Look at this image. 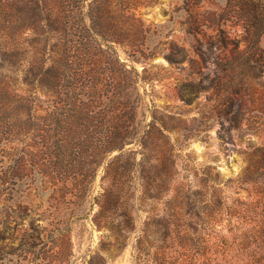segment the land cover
Here are the masks:
<instances>
[{
    "label": "rangeland",
    "instance_id": "1",
    "mask_svg": "<svg viewBox=\"0 0 264 264\" xmlns=\"http://www.w3.org/2000/svg\"><path fill=\"white\" fill-rule=\"evenodd\" d=\"M235 21L227 0H0V264H264V85L228 81L234 42L246 47ZM100 34L140 74L137 114L98 116L92 73L81 96L97 133L122 120L135 138L63 182L41 78L79 60L103 89Z\"/></svg>",
    "mask_w": 264,
    "mask_h": 264
},
{
    "label": "trees",
    "instance_id": "2",
    "mask_svg": "<svg viewBox=\"0 0 264 264\" xmlns=\"http://www.w3.org/2000/svg\"><path fill=\"white\" fill-rule=\"evenodd\" d=\"M227 7L230 16L235 18V24H240L243 28L242 36L246 41V47L241 49L238 40L234 42L233 55L227 60L225 69L229 72V83L235 92H239L244 79H249L260 85H264L262 77L264 76L263 49L260 46L261 37L264 35V0H227ZM101 9V8H100ZM84 13V12H83ZM214 13V11H209ZM87 14L84 13L83 19ZM131 17H134L132 14ZM89 30L95 27L88 26ZM97 32V31H96ZM103 41L108 43V48L100 49V56L106 59V69L108 72V81L103 89L96 84L100 82L101 74L96 69L88 71L87 67L82 66L79 60L74 61L73 65L77 67L70 68L69 73L62 78L54 67H49L42 75V89L46 93H55L54 99H49V108L47 114L42 115L45 121L49 122L50 128L44 136V141L48 145L49 153L53 167L61 175V180L67 181L71 176L73 161L79 160L81 168L89 171L88 178L91 179L97 173L100 160L112 151H123L129 139L135 138L128 131L126 123L121 121L103 122L102 126L107 129V134L97 133L99 124H95L89 115L90 107L93 101H87L81 96L79 79L85 74H91L95 86L93 94L95 102L102 105V109L97 111L98 116H112L120 119L125 114H137L140 102V93L138 92V82L140 74L134 67L128 66V63L122 61L116 47L113 43L123 44V39L115 37L110 39L105 34H100ZM113 38V37H111ZM226 39L223 38L222 44L226 45ZM216 42L210 41L209 49L214 48ZM173 48V47H171ZM159 52L152 50L148 54H143V61L150 59ZM130 59L138 61L142 56L132 57ZM204 59V55H201ZM171 63L182 62L187 59L184 48L179 49L176 54H166ZM190 63L196 61L188 59ZM200 65V62H196ZM106 72V71H105ZM58 73L57 83L54 84L53 78ZM144 79L146 77H143ZM236 79L240 80L237 81ZM147 79H145L146 81ZM98 105V104H96ZM139 143L145 145V141L136 138ZM78 148V152L73 155L69 150L71 146ZM75 156V157H74ZM90 182V179H87ZM2 239L6 237H1Z\"/></svg>",
    "mask_w": 264,
    "mask_h": 264
}]
</instances>
